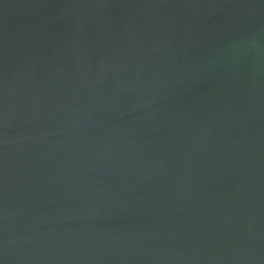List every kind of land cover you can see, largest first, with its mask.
<instances>
[{
    "label": "water",
    "instance_id": "1",
    "mask_svg": "<svg viewBox=\"0 0 264 264\" xmlns=\"http://www.w3.org/2000/svg\"><path fill=\"white\" fill-rule=\"evenodd\" d=\"M0 264H264V0H0Z\"/></svg>",
    "mask_w": 264,
    "mask_h": 264
}]
</instances>
